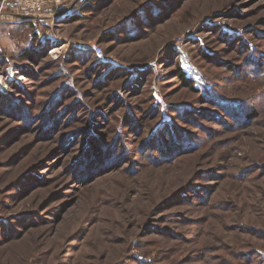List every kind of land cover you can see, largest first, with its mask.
<instances>
[{"label":"rangeland","instance_id":"obj_1","mask_svg":"<svg viewBox=\"0 0 264 264\" xmlns=\"http://www.w3.org/2000/svg\"><path fill=\"white\" fill-rule=\"evenodd\" d=\"M7 1L0 264H264V0Z\"/></svg>","mask_w":264,"mask_h":264},{"label":"built area","instance_id":"obj_2","mask_svg":"<svg viewBox=\"0 0 264 264\" xmlns=\"http://www.w3.org/2000/svg\"><path fill=\"white\" fill-rule=\"evenodd\" d=\"M61 1L62 0H12V3H13L14 8H18L19 10H21L22 12H25V14L29 16V15H33V13L38 10H43L47 6L58 4ZM7 3H8L7 0H3L2 3L0 4V16ZM94 50L96 51V54L99 57H102L104 51L101 46L95 45Z\"/></svg>","mask_w":264,"mask_h":264},{"label":"trees","instance_id":"obj_3","mask_svg":"<svg viewBox=\"0 0 264 264\" xmlns=\"http://www.w3.org/2000/svg\"><path fill=\"white\" fill-rule=\"evenodd\" d=\"M21 22H24L26 24H30L33 21L37 20L35 17H30V18H21ZM97 60L99 61L100 64H102L103 61H101L98 57ZM177 66V75H179L180 77H182L183 79L186 78L185 72L184 70L181 68L180 65H176ZM239 255L243 258H248V257H252L255 258V256L257 255L258 257H261V254L259 252H257L256 250H251V251H247V252H239ZM261 259V258H260ZM263 259V258H262ZM262 259L260 261H262Z\"/></svg>","mask_w":264,"mask_h":264},{"label":"water","instance_id":"obj_4","mask_svg":"<svg viewBox=\"0 0 264 264\" xmlns=\"http://www.w3.org/2000/svg\"><path fill=\"white\" fill-rule=\"evenodd\" d=\"M72 6V5H71ZM66 7V9H64L62 12H61V15L62 14H67V11L69 10V9H71L72 7ZM60 15V14H59ZM18 16V15H17ZM20 17H22V18H30V17H34V15H22V14H20Z\"/></svg>","mask_w":264,"mask_h":264},{"label":"bare ground","instance_id":"obj_5","mask_svg":"<svg viewBox=\"0 0 264 264\" xmlns=\"http://www.w3.org/2000/svg\"><path fill=\"white\" fill-rule=\"evenodd\" d=\"M1 79V78H0ZM1 81V80H0Z\"/></svg>","mask_w":264,"mask_h":264}]
</instances>
